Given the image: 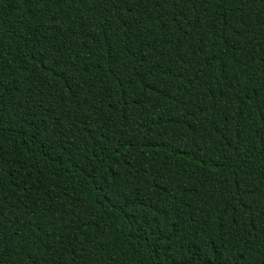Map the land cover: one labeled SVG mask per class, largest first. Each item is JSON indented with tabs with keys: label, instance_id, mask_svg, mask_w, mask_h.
I'll return each mask as SVG.
<instances>
[{
	"label": "trees",
	"instance_id": "1",
	"mask_svg": "<svg viewBox=\"0 0 264 264\" xmlns=\"http://www.w3.org/2000/svg\"><path fill=\"white\" fill-rule=\"evenodd\" d=\"M0 264H264V0H0Z\"/></svg>",
	"mask_w": 264,
	"mask_h": 264
}]
</instances>
